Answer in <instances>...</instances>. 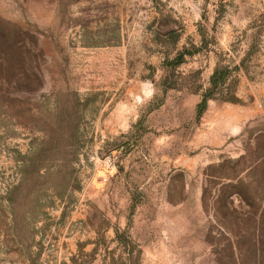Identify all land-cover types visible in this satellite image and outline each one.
I'll list each match as a JSON object with an SVG mask.
<instances>
[{"label": "rangeland", "instance_id": "rangeland-1", "mask_svg": "<svg viewBox=\"0 0 264 264\" xmlns=\"http://www.w3.org/2000/svg\"><path fill=\"white\" fill-rule=\"evenodd\" d=\"M0 264H264V0H0Z\"/></svg>", "mask_w": 264, "mask_h": 264}]
</instances>
